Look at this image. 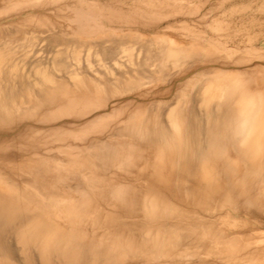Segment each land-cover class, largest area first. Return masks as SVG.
Here are the masks:
<instances>
[{"label": "rangeland", "instance_id": "374dc122", "mask_svg": "<svg viewBox=\"0 0 264 264\" xmlns=\"http://www.w3.org/2000/svg\"><path fill=\"white\" fill-rule=\"evenodd\" d=\"M170 38L194 51L177 65H165L162 73L169 75L153 80L149 75L160 61L154 53H160ZM121 45H132L133 66H129V53L122 51ZM75 46L80 67L70 59L69 50ZM59 49L65 52H56ZM0 50L3 65L14 64L19 75H7V93L17 101L22 99L18 104L32 106L31 112L10 125L15 129L0 124V151L17 154L12 161L0 160V176L16 181L24 196L21 203L29 209L39 210L43 204L40 193L47 190L51 195L48 218L56 225L53 228L71 235L67 244L71 254L84 252L78 256L83 260L76 256L69 263L62 248L66 244L58 241L61 251L50 252L51 264H264V133L254 144L253 154L248 150L251 155L248 151L237 153L233 143L224 139L202 159L194 144L187 145L184 127L178 152L158 147L149 138L135 139L130 130L131 120L146 123L153 110L163 112L174 99L187 98L189 92L193 101L188 98L184 103L194 102L198 107L195 78L200 73L231 76L247 92L264 89V0H0ZM106 50L111 54L121 51L116 52L121 68H132V72L135 68L138 75L149 63L151 67L143 69L148 75L144 83L127 93L113 96L110 92L108 99L110 85L103 91L91 76L73 84L68 73L52 69L44 74L60 82L45 86L47 91L41 92L49 96V102H36L38 94L31 91L40 87L29 83L42 80L41 73L35 71L37 64L48 66L56 54L67 58L70 67L80 71L78 75L86 64L91 73H113L114 60L103 53ZM13 75L19 81L15 82ZM23 98L28 101L23 102ZM165 101L169 105L163 108ZM157 106L160 109L156 110ZM195 156L201 160L196 161ZM259 163L263 167L260 174ZM199 169L200 175L210 173L207 180L200 182ZM147 193L148 198L155 195L162 202L156 199L159 210L149 212V216L142 206L148 205ZM152 228L164 242H174L158 243L155 248L162 245L163 250L153 249L151 240L147 243L144 237V231ZM112 238H117L122 248L120 243L110 247ZM53 241L57 243L56 236ZM143 241L153 248L143 246Z\"/></svg>", "mask_w": 264, "mask_h": 264}, {"label": "bare ground", "instance_id": "6f19581e", "mask_svg": "<svg viewBox=\"0 0 264 264\" xmlns=\"http://www.w3.org/2000/svg\"><path fill=\"white\" fill-rule=\"evenodd\" d=\"M179 43L174 41V39L171 40V38H170L167 42V46L165 45L166 47L163 48L162 51H159L160 53H157V51H155L156 54L154 53V56L157 55V58L160 57L159 58L160 61L158 60L159 61L158 62L155 59H151L152 61H157L156 70H154L153 73H151L149 75L153 80L158 79V78L162 79V78H164L163 77L164 75L167 76L166 74H168V73H166V72L162 73L166 69V68H164L165 65L166 66H167V64L177 65L183 60V58L185 56H187V55L190 56L192 51H194L190 47H186V46L181 45V42H179ZM182 44H183V42H182ZM118 47H116V49L119 50ZM120 47H122V45ZM124 50L128 51L129 56H130L129 60L131 61V63L128 62L129 66L131 64L133 66V63L135 61L132 62V58H133V55H135V53L132 50V45H130V47L129 46L128 47H122V51H124ZM59 51H61V49L57 50L56 52H59ZM63 51L65 52V50H62L61 53ZM69 51H70L69 53L71 54V55L69 54L71 56L70 59L75 62L77 67H80V63H81L80 60L81 59H79V55H78L79 49H77V47L75 46L74 48L70 49ZM107 51L108 50H106L103 53L106 55L107 54L110 55L109 59L114 60L112 62L113 68H111L113 73L94 74V72L91 73L92 71L89 72L91 69H89V71H88L89 64H86L84 66L82 65L81 68L84 71L87 70L89 73H84L85 74L84 78H82L81 75L83 74L84 71L81 70L82 74L81 73H79V75L76 74L80 71H75V69L70 67V65H69L70 61L68 63V60H66L67 58L64 59L61 57L63 53L62 54L60 53L61 58L57 57L56 54L55 55L53 54L54 56L49 61L48 66L44 65V67L41 66V68H40V67H37L39 65V64H37L35 71H37L36 73H41L40 75H41L42 80H37L33 83L32 82L29 83L31 85L33 84L37 87H40L39 91H38V89L37 90L32 89L34 86L31 87V89H32L31 92L34 91L33 93H35L36 96H37V94L39 96V93H40V95H42V97L39 96V98L37 96L36 102L37 103L39 102L37 100H40V102H42V101H44V99H46L49 102L50 101L49 96H43V93L41 94V92L47 91L45 89V86H49V85H52L53 83H59L60 82V81H56L53 76L44 74L46 72L51 73L52 71H50V70H52V69L57 71L56 73H59V72L60 73H64V72L68 73L67 76L70 78V80L73 84L77 83L76 80H78L80 82H84L86 77L89 78V76H91L92 77L91 79L92 80L94 79V82L96 81L97 85L103 91H106V88H108V86L110 85V87L112 88L111 89L112 91H108L109 92L108 99L111 97V94L114 96V93H116L118 95H119V93H121V94L125 93V92L127 93L129 90L135 88L138 85H142L144 83L145 80H143V79H145V77H148V75H145L146 73L145 74L143 73V72H146V71H143L144 68L142 69V71H141L142 73H140V75H138L139 71L137 69H135L134 67L133 68L136 71V74L134 73L135 71L132 72V70H131L132 68L126 69L127 68L126 67L125 68L126 70H124L121 68V65L119 63V60H118L119 57L116 56V54L121 52V51H116L117 53L114 52V54H111L110 51H108V52ZM66 52H67V50H66ZM136 56L138 57L137 53H136ZM153 63H155V62H153ZM42 64H43V62H42ZM145 64H147L146 68L151 67V66H148L149 63H145ZM163 68H164V70H163ZM16 69H15L14 64L11 65L10 67H7L5 64L3 65L2 55L0 53V124H2V125L6 124L5 129H10V130L12 128L15 129V126L11 128L10 125L14 124L17 117L24 115V114H28L29 112L32 111V106H25V105L23 106L21 104H18L20 102L19 100L22 101V99H19L18 100L19 102H18L17 99H15V96H13V97L9 96L12 93L11 94L7 93L6 89L8 88L7 86L9 85V83L7 84L6 77H7V75H9V73L16 72L15 71ZM17 73L18 72H16L15 74L18 75ZM196 74H194V75H196ZM13 76H15V75H13ZM17 77L15 76V79H14V77H11V78H13V80H15V82H16ZM105 77H107L106 80H104ZM195 77L194 76L191 77L192 81H195V80H193V78H195ZM197 77L200 78V81L204 80V82L201 83L202 82L201 81L199 83V80ZM197 77L195 78L196 79L195 82L198 81V83L200 84L199 85L198 83H196L197 86H199V90H198L199 98H198V100H200V104H198L199 102L197 103V101H198L197 98L195 99V100H197L195 102L197 103V105H199L198 107L194 106L195 105L194 102H193V104H192V102L186 103V104L184 103V101L188 98H189V100L192 99L191 101H193V98L189 97L190 92L188 93L189 96L186 94L188 96L187 98L184 95L182 97L180 96L181 99L179 98L180 100H176L177 102L174 99L176 104H173L174 101H172V103H170V105L172 104L171 106H168L169 104L166 105L165 104L166 101H165L164 104L166 106L164 107V104H163V108H166L167 106H168V108L163 110V112H159L157 114L155 113V110H153V113H152L153 115L150 116V118L148 119V121L146 123L144 122L145 120H143V121L141 120L140 122H133V123H132V120L130 121V124H131L130 130L135 132L133 134L134 137H136V136L141 137L142 136L145 138H149L151 141L155 142L158 145V147L160 145H162V147H167V148L170 147L173 150L178 152L183 145L182 127H184L185 131L188 133L187 145H189L188 143H191L192 145L194 144L192 147H194V149H195L194 151L197 152L196 154L199 158L203 159V157H205L206 155L214 152L215 149H217L216 148L217 144L220 145V142L224 141V139H226V140L228 139V140H230V142L233 143L232 148L233 149L235 148L234 151L237 150V153H239V152L243 153L244 151H248V150L250 151L251 150V152L253 154L254 144H256V141H260V137L264 133V91H263L264 89H262L261 91L260 90L257 91V89H256L257 92H253L255 90L247 92V90H245V87L240 83V81L234 80L231 76L230 77L229 76L228 77L227 76L221 77V76H215V75L209 76V74H207V73H200V74H197ZM7 78H8L7 79L8 82H9V77H7ZM17 81H19V79ZM192 81H190V83ZM190 83L188 85H190ZM196 84L194 85V87L196 86ZM5 85H7L6 89H5ZM20 85H21V82H20ZM22 85H24V82ZM191 86H193V85H191ZM11 87L9 89H11ZM24 87H26V86H24ZM186 87H187V84H186ZM194 87L192 89H194ZM19 88H22V86H20ZM27 88L30 89V87H27ZM183 89L186 90V88H183ZM183 89H181V91ZM197 89L198 88H196V90L195 89L194 90L197 91ZM11 90H13V89H11ZM194 90L192 92H194ZM4 91H6V92H4ZM37 91H38V93H37ZM108 92H104V94L107 95L106 93H108ZM110 92H111V94H110ZM186 92H187V90H186ZM182 94H184V93H181L180 95H182ZM194 94H196L195 97H197V92H194ZM177 95H178V93H177ZM40 97L42 98V100L40 99ZM177 97H176V99H177ZM23 99H24L23 102L28 101V100H25V98H23ZM33 102H35V100ZM186 102H187V100H186ZM159 104L157 103V105H159ZM161 105H162V103H161ZM151 107L153 108V106H151ZM149 109L150 108H148L147 110H149ZM158 109H160V108L158 107L156 110H158ZM17 124H19L18 121H17ZM26 127L28 128V126H26ZM126 127H124V128L128 129V126H126ZM199 127H201V128H199ZM24 129H26V128H24ZM124 130L125 129H123V131ZM130 130L129 131L126 130V132L127 131L130 132ZM132 131L130 132L131 134L133 133ZM201 134H203L202 135L203 137L201 136ZM208 135H211V137ZM192 136L193 137L195 136L198 139H196L195 137H194V139H190V138H193ZM198 136H200V139ZM135 139H138V138L136 137ZM194 140H196V142ZM132 143L133 142H131V145H132ZM137 148H140V147H137ZM161 149L162 148H159V150H158L159 153H162ZM127 151H128V149H127ZM249 151L247 152L248 154H249ZM183 154H185V157H186V155L188 156V154H186V151H185V153L183 152ZM248 154H246V156ZM242 155H245V154H242ZM249 155H251V154H249ZM0 156H1L0 160L8 159V161H10V160L12 161V159L14 160L17 158L16 153L14 154L12 152H4V151H0ZM178 157H177V162L179 160ZM193 157H194V155H193ZM188 158L187 157L184 158L185 159L184 162ZM254 158H256V157H254ZM181 160H183V158H181ZM198 160H201V159H198ZM198 160L196 157V161H198ZM254 161H255V159H253V163H255ZM261 161H262V159H261ZM199 163H201V162L199 161ZM262 163L264 164V162H262ZM178 165H179V162L177 163V166ZM191 165H193V162ZM203 165H205V164H203ZM217 165H218V163H217ZM206 166L203 168H206ZM260 167H261V164H260V166H258V169H262L264 166L262 168H260ZM194 168H196V165L194 166ZM206 169H208V168H206ZM252 169H253V167H252ZM201 170H202V168H201ZM187 171H188V168H187ZM190 171H193V170H189L188 172H190ZM194 171H195V169H194ZM204 171H206V170H204ZM262 171H263V169L261 171H259V174ZM196 172H198V174H199V172L201 173L200 169H199V171L197 170ZM185 173L187 174V172H185ZM207 173L208 172H203L201 174L202 176L199 174V176H201L200 182H203V181L208 179V177L210 176L209 175L210 173L209 174H207ZM254 173H255V171H254ZM193 174H194V172H193ZM198 174L197 175L195 174V175L198 176ZM252 174H253V172H252ZM257 174H258V172H257ZM7 177H9V176H7ZM7 177L0 176V264H37V263L38 264H51L50 263V261H51L50 260V256H51L50 252L53 250V251H56V253H59L61 251L59 248H61V245H63V244H66V247L62 246V248L64 247L63 254L69 255V256H67V258H68L67 262L70 263V261H73L74 259L76 260L77 252H76V255L74 254L75 252L74 253L72 252V254H71L70 253L71 249L70 250L68 249L69 248L68 246H70V245L67 246V244H70L69 237L71 235L69 234L70 236L67 237V235L65 233L67 231H65L63 234L57 232L55 230V228H53V226L55 224L53 225L52 222L50 221V219L48 218V215H49L48 214L49 213L48 212V206H49L48 199L51 196L48 193V191L45 190L44 192L40 193L41 200H42L41 202L43 204L39 207L38 211L35 209L33 210L32 207L29 209L28 208L29 205H27L25 207L23 205V203H21L20 197H24V196L21 193L22 191L20 190L21 189L20 186L16 183V181L11 180V178L9 179ZM185 177H187V176H184V178ZM192 177L194 178L193 175H192ZM177 178L180 179L179 176ZM182 178L180 180L179 179L178 180L183 181ZM196 178H198V177H196ZM212 179H213V176H212ZM212 179H210V181ZM184 180H188V178L184 179ZM243 180H244V178H243ZM249 181L250 180H248V182ZM212 182H215V181L213 180ZM194 184H196V183H194ZM203 184L207 185V183H205V182ZM200 186H201V184H200ZM202 187H204V186H202ZM188 188H190V187H188ZM204 191H205V189H204ZM26 192H24V195H26L28 193V192L27 193ZM199 192H201V190ZM202 192H203V190H202ZM151 194H154V193H151ZM149 195L150 194L146 195L147 201H149L148 205H142L143 207L146 206V208H147L146 212L148 213V216L151 212L156 213L154 211L155 209L159 210L158 206L160 205L159 202H161L158 198H156L155 195H152L153 197L151 196V199L148 198ZM156 195H158V194H156ZM26 196L28 197V194ZM15 197H16V199H15ZM29 197H30V195H29ZM31 198H32V195H31ZM153 198H155V200ZM148 199H150V200H148ZM156 199H158L157 201H159L157 204H156V202H157ZM19 200H20V202H19ZM26 201H29V200H26ZM145 202H146V200H145ZM144 214H146V213H144ZM153 215L154 214H151V216H153ZM148 230L149 229L145 230L146 232L144 231V235H145L144 237H146L145 240L147 239V243L150 242L148 240H151V244L154 248L151 247V245H148L145 241H143V246L148 245L149 249L151 247L153 249L157 248V250H158V248L161 247L162 245H160L159 247L157 246L156 248H155V246L158 243L161 244L164 241L160 237H159L160 239L158 238V236H160V234H158L159 232L156 233V231H158V230H156L155 232L153 231V228L151 229V232ZM152 231H153L154 235L152 234ZM141 233H143V232H141ZM72 234H75V233H72ZM155 234H157V235H155ZM76 235H78V234H76ZM142 235L140 237H142ZM55 236H56V240H57L56 244L53 241V238L55 240ZM80 236H81V234H80ZM83 239H86V238L84 237ZM66 240H69V242H67ZM58 241H60V243L62 241L63 243H61V245L60 244L58 245ZM102 241H104V240H102ZM106 241H108V240H106ZM65 242H67V243H65ZM84 242H85V240H84ZM86 242L88 244L89 240H87ZM125 242H127V241H125ZM141 242L142 241L140 240V243ZM166 242H168V244L169 243L172 244V242H174V241L170 242L169 240L168 241L166 240ZM166 242H164L163 244L167 245ZM109 243H110L109 246L111 247V246H117V243L119 244L120 242L118 241L117 238H112V240ZM102 244H104V243H102ZM107 244H108V242H107ZM106 245H105V247H106ZM127 245H129V244H127ZM91 246H94V245L91 244ZM120 246L122 248L121 243H120ZM135 246L137 247V245H135ZM127 247H129V246H127ZM163 247H164V245H163ZM71 248H72V246H71ZM86 248L87 247H85V249L84 248H81V249L86 250ZM89 248H90V246H89ZM114 248H117V247H113L112 249H114ZM130 248H131V246H130ZM132 248H134V246ZM145 248H143V249H145ZM94 249H96V248H94ZM161 249L163 250L162 247H161ZM117 250L118 249L115 250V253L116 252L118 253ZM157 250L156 251L154 250V251L157 252ZM159 250H160V248H159ZM81 252H83V251L81 250ZM111 252H112V250H111ZM83 253H79V254L84 255ZM79 254H78V256H79ZM36 255H38V257ZM78 256H77V259H78ZM85 256H87V253ZM193 256H194V254H193ZM38 259H39L40 263L38 262ZM79 259L83 260V259H81V256ZM86 259L89 260L88 257ZM113 259H115V258H113ZM52 263H53V261H52Z\"/></svg>", "mask_w": 264, "mask_h": 264}]
</instances>
